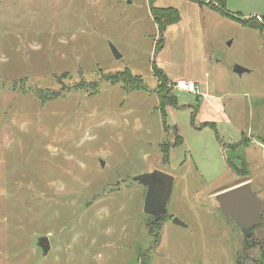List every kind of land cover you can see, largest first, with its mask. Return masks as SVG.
Segmentation results:
<instances>
[{"label":"rangeland","instance_id":"1","mask_svg":"<svg viewBox=\"0 0 264 264\" xmlns=\"http://www.w3.org/2000/svg\"><path fill=\"white\" fill-rule=\"evenodd\" d=\"M153 6L180 14L161 49L148 0H0V264H264V24ZM153 170L174 184L150 233L134 178ZM243 182L262 204L247 256L215 200Z\"/></svg>","mask_w":264,"mask_h":264},{"label":"water","instance_id":"2","mask_svg":"<svg viewBox=\"0 0 264 264\" xmlns=\"http://www.w3.org/2000/svg\"><path fill=\"white\" fill-rule=\"evenodd\" d=\"M110 50L115 59L121 58L113 45H110ZM234 71L241 73L242 69L235 67ZM101 164L103 165V163ZM134 181L146 189L143 202L144 213L152 217L151 223L158 222L166 213V206L173 190L174 178L161 170H153L138 175ZM215 200L221 211L236 224L241 232L244 241V253L249 244L255 243V235L252 229L262 222L260 200L248 182L238 184L217 194ZM172 223L177 226H185L182 221L175 217L172 219ZM36 246L41 249L42 256L47 255L50 250L48 237L37 238Z\"/></svg>","mask_w":264,"mask_h":264},{"label":"trees","instance_id":"3","mask_svg":"<svg viewBox=\"0 0 264 264\" xmlns=\"http://www.w3.org/2000/svg\"><path fill=\"white\" fill-rule=\"evenodd\" d=\"M191 1H195V2L200 3V4H204V1H202V0H191ZM153 2H154V0H148L149 7H150L149 12H150V15L153 19V22L157 26V30H158V34H159V38H158L157 44H156V49H158V48L161 49L163 46V43H164L163 32H164L165 28L167 26L177 24L180 21V14L174 8H156L153 6ZM208 2H209L210 7L212 8V10L222 12L223 14L237 20L238 22H240L243 26H245L247 28L254 29V30L255 29L262 30L263 29L262 25L264 24V16L252 17L249 19H245L239 15H235L236 16L235 17L225 9V0H208ZM217 4H219V7H217V9H216L213 5H217ZM257 18H259L262 21V25L257 22ZM154 70L156 72H158V70H156V69H154ZM158 75H159V72H158ZM130 77H131V74L129 73V70L124 71L121 77H117L115 75L113 76V78H115V79L116 78L122 79V81L123 82L125 81V83L127 82L128 78H130ZM160 77H162V79L164 81H167L166 77L162 73H160ZM60 96H61L60 92H52L51 95H49L46 99H43L42 101L45 102L47 100H53V99H56ZM38 98L41 99V97H38ZM160 106L164 108V110L162 111V116H164L166 107L177 106L176 96L171 101H168V100H165L164 98H161L160 99ZM177 143H181V140L179 139V137H177ZM162 217H163V215H162ZM162 217L159 221L162 220ZM151 221H152V219H151ZM151 221L149 222V225H148V231L150 233H152L153 229L159 224V221L154 222V223H151ZM257 244H258V242L255 240V243H251L248 246L253 248V247H256ZM244 255H246V254H244ZM255 263H257V262H255Z\"/></svg>","mask_w":264,"mask_h":264},{"label":"crops","instance_id":"4","mask_svg":"<svg viewBox=\"0 0 264 264\" xmlns=\"http://www.w3.org/2000/svg\"><path fill=\"white\" fill-rule=\"evenodd\" d=\"M231 1L233 0H225V9L233 16L239 15L245 19L264 16V0H234L237 4ZM200 5L207 11L215 12L205 4Z\"/></svg>","mask_w":264,"mask_h":264},{"label":"built area","instance_id":"5","mask_svg":"<svg viewBox=\"0 0 264 264\" xmlns=\"http://www.w3.org/2000/svg\"><path fill=\"white\" fill-rule=\"evenodd\" d=\"M173 87L178 90V91H184V92H189L197 97H202V93L199 90V85L196 83L192 82H187L184 80H177L174 82Z\"/></svg>","mask_w":264,"mask_h":264},{"label":"flooded vegetation","instance_id":"6","mask_svg":"<svg viewBox=\"0 0 264 264\" xmlns=\"http://www.w3.org/2000/svg\"><path fill=\"white\" fill-rule=\"evenodd\" d=\"M258 227V226H257ZM256 228V227H255ZM255 228H253L252 230H254Z\"/></svg>","mask_w":264,"mask_h":264}]
</instances>
